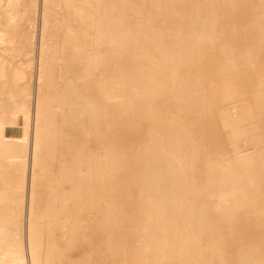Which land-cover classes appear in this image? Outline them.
I'll return each mask as SVG.
<instances>
[{
	"label": "rangeland",
	"instance_id": "1",
	"mask_svg": "<svg viewBox=\"0 0 264 264\" xmlns=\"http://www.w3.org/2000/svg\"><path fill=\"white\" fill-rule=\"evenodd\" d=\"M86 1L53 0V16L44 36L47 44L46 60L52 65L48 72L52 83L44 88V96L48 99L50 90L54 92V98L49 101L51 108H47L46 112L52 148L42 153V173L37 181L35 201V216L42 230L37 243L44 263L210 264L219 258L225 264H238L248 254L254 259L264 261V86L259 87V82H264V32L255 33L258 27L264 28V4H260L258 0H248L244 5L231 7L234 9H230L227 19L229 23L234 21L241 29L248 28L254 32L252 38L255 46L247 54L251 57L248 67L235 70L237 67L232 66L234 69L229 70L228 74L236 77V88L242 93L241 98L247 100L245 105L254 111L263 110L261 116L232 118L221 111L230 104L221 102L219 105L218 96L222 83L227 81L220 77L218 67L223 65L227 56H213L201 50L199 37L205 35L208 46L217 43L218 48L224 50H228L230 44H235L240 50L246 51L251 44L244 36L237 35L232 26L223 24L218 16L213 18L210 31L193 30L190 18L199 13L200 4L191 3L192 6L178 9L176 13L170 14L167 10L162 12L161 18L166 24L156 42L158 45L169 46L183 44L186 48L204 53L203 73H210L219 82L218 91L211 95L215 100L210 104L209 112L198 114L191 110H181L184 105L175 103L168 96L164 101L151 103L144 115L127 105L124 115L134 114V119L126 124L122 111L112 104L114 101H128L134 94V88L122 81L128 68L123 51L125 24L139 26L140 29L142 26L137 23L144 20L137 17V12L147 2L92 0L87 5ZM160 1L170 5L173 0ZM32 9L33 5L29 0H0V29L8 28L11 32L12 27L7 26L9 16L22 27L29 25ZM103 24H106L111 35H116L118 52L114 53L110 44L105 45L98 41V31ZM178 28L187 31L182 34L177 31ZM69 29L78 32V43L82 44L84 52L78 53L71 46ZM38 37L40 31L36 30L34 41L39 46ZM142 40L141 33L127 40L133 53L138 52L135 41ZM36 46L30 54L22 49L15 57L6 55L0 49L1 60L7 63V78L0 84V108L9 111L13 102L27 101L30 110L34 109L32 104L35 103L39 86L36 78L39 66L35 63L38 61V56L35 55H39V47ZM89 56L95 61L91 66L85 63ZM218 58L222 59L215 63L214 60ZM128 60L131 62V58ZM134 61L130 66L133 70L153 69L160 76L166 73L163 69L165 64L159 57ZM171 62L173 66L178 65L176 59L171 58ZM17 71L27 80L17 82ZM188 73L193 75L195 72L191 70ZM119 80L120 96L114 97L109 93V88L111 82ZM83 102L93 106L91 117L72 108L76 103ZM235 102L239 103L240 100ZM61 103H65L67 108L61 109ZM32 113L34 114V110L30 113L33 118ZM232 122L248 125L249 128H244L242 133L236 135L227 126ZM169 125H174V129L169 130ZM157 130L165 131L170 141H190L195 149L186 157V161L190 163L187 180H171L177 187L187 190L184 204L189 205L192 210L185 217L186 220H191V215H200L199 209L203 207L200 199L202 188L214 167L226 173L220 181L221 185L226 184L227 180L246 183L249 181L245 176L248 171L252 174L250 179H255L257 184L250 194L253 205L243 204L240 209L232 212L234 201L230 199L226 214L216 221L217 226L213 231L201 234L198 242L191 246L193 256L189 260L183 255L175 259L164 257L165 253L159 245L147 249L143 254L140 245L143 240L153 238L163 242L177 240L183 245L189 233L196 228L189 226L158 230L144 239L135 230L139 219L147 215L146 207L139 206L137 189L143 184L147 176V164L154 157L155 149L149 144V139ZM237 139L245 140L248 148L253 150L248 171H237ZM111 147H115L120 154V160H114L113 163L124 168L115 174L113 182L109 178L108 150ZM83 151L85 154L91 152V157L82 156ZM138 152L142 153L141 157L137 155ZM171 160L170 157L166 158L168 162ZM0 163L10 173L13 172L7 158L0 157ZM28 166L31 167L30 162ZM27 178L29 182L30 177ZM4 186L6 183L0 179V189ZM231 186L228 184L226 187ZM21 200L22 209L14 212L21 213L22 218L24 216L21 227L18 226L19 230L24 231L29 204L26 195ZM4 205L0 201V210ZM110 205L120 207V212L115 214L119 227L117 225L111 230ZM207 247L211 250H207ZM110 248L115 251H110ZM217 253L221 255L216 256ZM213 254L215 258L212 257Z\"/></svg>",
	"mask_w": 264,
	"mask_h": 264
},
{
	"label": "bare ground",
	"instance_id": "2",
	"mask_svg": "<svg viewBox=\"0 0 264 264\" xmlns=\"http://www.w3.org/2000/svg\"><path fill=\"white\" fill-rule=\"evenodd\" d=\"M29 1L33 5V9L30 12L29 20L31 22L29 25L22 27L18 23H14L13 17L9 16V24L7 26L12 27L11 32L8 28L0 29V49L6 55H14L13 57L21 52L22 49H26V53L30 54L37 45L34 41L35 31H40V37H38L40 38L39 46L37 45L39 47V55H35L38 56L36 57L38 61L35 63L38 64L39 71L37 72L38 75L36 74L37 77L34 75L38 79L39 86L36 98L34 97L35 103L32 104L34 106L32 107L34 108V114L32 113L33 118L30 115L33 110H30L27 101L13 102L9 111L0 108V157L9 160L14 172L10 173L0 163V179L6 183V186L0 189V201L5 204L4 208L0 210V264H45L37 243L40 241L39 238L41 237L42 230L35 216V201L38 186L37 181L42 173L40 170L43 164L42 153L52 148L49 140L50 133L47 128L46 112L47 108H51V102L49 101H52V98H54V92L50 90L47 99L44 96L43 90L47 85L52 83V77L48 74L51 71L52 65L46 60L47 44L44 36L50 26V19L53 16V0ZM144 1L147 2V5L137 12V17L144 20V22L137 23L142 27L138 29L139 26L131 27V25L125 24L123 51L128 68L122 81L128 83L131 88H134V94L130 96L128 101L112 102L116 109L122 111L126 124L134 119V114L124 115L127 105L132 106L134 111L144 115L143 113L149 110L148 106L151 103L164 101L168 96L175 103L184 105L181 110H191V112L198 114L208 113L210 104L215 100L211 95L218 91L219 82L210 73H203L202 63L204 61V53H199L201 50L211 53L213 56L218 54L227 56L223 65L218 67L220 77L224 78L225 81L227 79L226 82L222 83L218 96L220 99L219 105L221 102L222 104H230L221 111L227 117L232 118L262 115L263 110L254 111L251 107L245 105L247 100L242 99L243 97L241 98L242 93L236 88V77L228 74L229 70L234 69L232 66L237 67L235 70H241L247 68L251 61V57L247 54L249 51H253L255 46V40L252 38V33L254 32H251L248 28L241 29L234 21L231 23L227 21L231 7L244 5L248 0H173L170 5L163 4L160 0ZM91 2L92 0H87L85 4L89 5ZM258 2L264 4V0H258ZM191 3L200 4L199 13L193 14L190 18L191 24L194 26L193 30L210 31L213 18L218 16L223 21V24L232 26L237 35L248 39L251 47L243 51L235 44H230L228 50L219 49L217 43L208 46L205 35L199 37L198 44L201 46V50L199 51L186 48L183 44H175L174 46L166 44L158 45L156 40L162 35V30L166 24H164V20L161 18L162 12L167 10L170 14L176 13L178 9L192 6ZM256 30V34L264 32V28L258 27ZM177 31L184 34L187 30L178 28ZM139 33H141L143 40L142 42L135 41L138 46V52L133 53L127 44V40ZM68 34L70 35V44L75 48L76 52H84V47L78 43V32L75 29H69ZM8 37L9 39H7ZM98 41L105 45L110 44L114 53L119 51L118 39L116 35H111L108 32L106 24H103L102 29L98 31ZM143 43L147 45L143 46ZM153 57H159L164 62L165 67L163 69L166 72L165 75L160 76L153 69L141 71L133 70L130 67L131 63L135 62L134 60H140V58L147 60ZM1 58L2 56L0 55V84L7 78V63L2 61ZM129 58H131V62L128 60ZM171 58L176 59L178 65L173 66ZM222 58H218L214 62L218 63L220 62L218 60ZM85 63L91 66L95 61L89 56ZM142 64H145V62ZM191 70L195 72L193 75L188 73ZM15 76L17 82L27 80L20 71L15 72ZM69 82H72V78L69 79ZM263 86L264 82L260 81L259 87ZM120 90V80L111 82L109 93H112L114 97L120 96ZM254 97L257 98L256 95ZM235 100H240V102L236 103ZM60 108L65 109L67 105L61 103ZM72 108L90 117L93 112V106L88 102L76 103ZM227 126L236 135L242 133L244 128H249L248 125L238 122H232ZM167 127L169 130L174 129V125ZM190 143V141L186 140L170 141L165 135V131L162 130L153 132L149 139V144L155 149L154 157L148 162L147 176H145L143 184L137 189L139 206L146 207L147 215L139 219L135 230L144 239L148 235H153L158 230H170L176 227L187 228L189 226L196 229L189 233L187 241L183 245L177 240L167 242L159 241L155 238L147 241L143 240L140 245L143 254H145L144 251L147 249L159 245L161 251L165 253L164 257L175 259L183 255L189 260L193 256L190 250L191 246L198 242L201 234L213 231V228L217 226L216 221L226 214L227 202L230 199L234 201V205L231 208L232 212L240 209V206L243 204L248 203L249 205H253L254 203L250 194L257 187V184L255 179H250L252 174L248 171L250 170V156L253 150L250 147L248 148L245 140L237 139V171L247 170L248 172L245 176L248 177L249 181L239 183L227 180L226 184L221 185L220 181L226 173L214 167L209 172L207 181L202 188L200 199L203 207L199 209L200 215H191V220H186L185 217L188 216L191 209L189 205L184 204V195L187 190L183 187H177L171 180L179 182L187 180L188 176L186 177V175H188L187 171L190 168V163L186 161V157L190 152L195 150ZM108 152L110 156L109 178L110 182H113L115 174L124 168L113 163L114 160H120V154L117 149L111 147ZM91 155V152L86 154L84 151L82 152V156L84 157H91ZM137 155L141 157L142 153L138 152ZM167 157H170L172 162L166 161ZM29 162L31 163L30 168L28 166ZM262 163H264V160ZM97 174L99 176V173ZM28 176L30 177L29 182H27L29 180ZM228 184L232 186L226 187ZM19 194L22 196L20 195L17 199L21 203L16 199ZM25 195L27 196V203L29 205L28 213L26 212L25 230L23 231L19 230L18 226L21 227L24 216L22 218L21 213L17 214L14 211L22 209L21 199ZM116 212H120V207L110 205V230L116 228L118 225V220L115 219ZM180 218L182 220H179ZM207 248V250H211L210 247ZM109 250L115 251L111 248ZM215 255L221 254L217 253ZM215 255L213 254L212 257L215 258ZM142 264L152 263L143 262ZM210 264H225V262L218 258ZM238 264H264V261L254 259L248 254L241 258Z\"/></svg>",
	"mask_w": 264,
	"mask_h": 264
}]
</instances>
